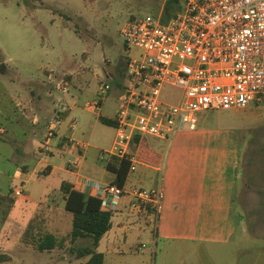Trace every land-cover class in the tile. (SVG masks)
Instances as JSON below:
<instances>
[{
  "label": "rangeland",
  "instance_id": "374dc122",
  "mask_svg": "<svg viewBox=\"0 0 264 264\" xmlns=\"http://www.w3.org/2000/svg\"><path fill=\"white\" fill-rule=\"evenodd\" d=\"M182 6L183 0H0V193L14 198L13 208L0 225V252L10 259L0 264H81L86 260L75 258L68 249L90 245L86 237L73 244L66 240L62 248L38 251L24 245L20 236L30 220L40 235L47 232L62 238L71 230L72 214L60 197L61 182L72 178L65 171L67 163L77 162L73 172L83 178L89 175L93 181H105L108 154L103 160L98 154L111 147L115 134L113 123H102L86 103L97 98L99 83L106 82L110 89L99 113L113 118L119 104L115 88L129 81L127 60L143 54L125 44L121 29L126 22L147 14L165 21ZM110 65L113 73H108ZM60 80L72 82L67 94L55 87ZM75 84L83 92L74 88ZM57 103L70 108L63 115L76 122L73 137L89 146L85 156L56 149L46 159L52 171L40 173L45 162L37 149L44 124L55 114ZM209 112L226 113L245 126L240 140L237 210L246 228L263 233L264 104L245 111ZM90 124H95L93 129ZM148 140L153 144L152 138ZM16 171L21 172L29 200L12 196L13 186L20 185ZM125 209L112 212L111 230L99 245L105 264L179 263L177 257L162 252L161 244L152 245L142 230L147 224ZM124 220L125 228L119 229ZM199 264H204L203 259ZM258 264H264V257Z\"/></svg>",
  "mask_w": 264,
  "mask_h": 264
},
{
  "label": "built area",
  "instance_id": "2783aa9c",
  "mask_svg": "<svg viewBox=\"0 0 264 264\" xmlns=\"http://www.w3.org/2000/svg\"><path fill=\"white\" fill-rule=\"evenodd\" d=\"M121 38L127 46L143 51L129 57L125 71L129 81L119 95L111 147L99 160L117 157L136 166L131 150L135 136L167 139L183 126L196 127V116L212 110H244L264 104V0H183L182 8L165 21L147 14L128 21ZM71 84L60 80L57 90L67 94ZM110 86L101 81L98 96L86 103L101 115V104ZM60 101V100H58ZM47 118L37 153L45 161L54 153V140L64 123L63 104ZM75 120L69 129H75ZM65 143L85 151L87 142L71 136ZM77 162L68 161L74 171ZM43 171V169H41ZM19 186L12 196L26 198L20 171ZM102 209L116 211L122 203L130 213L151 212L155 219L161 208L162 191L157 188L125 187L115 182L83 179ZM144 245H141L143 247Z\"/></svg>",
  "mask_w": 264,
  "mask_h": 264
},
{
  "label": "crops",
  "instance_id": "0c3cea01",
  "mask_svg": "<svg viewBox=\"0 0 264 264\" xmlns=\"http://www.w3.org/2000/svg\"><path fill=\"white\" fill-rule=\"evenodd\" d=\"M126 83L115 88L118 97ZM13 94L20 96L18 91ZM96 116L98 119H112L106 115ZM68 124L69 119H65L54 140L55 150L85 156L87 151L77 150L65 143L66 137L74 136ZM94 126L88 125L91 129ZM244 128V124L235 117L206 111L197 114L194 129L183 126L167 139L140 136V141L131 146L136 166L133 171L128 169L123 186L160 187L162 191L161 208L156 219L151 212L132 215L135 214L139 222L144 220L147 224L146 229L142 230L152 245L157 247L161 244L163 253L179 259V263L174 264H199L202 259L204 264H258L263 259L264 232L258 234L254 229L246 228L237 210L238 180L241 175L240 140ZM148 138L154 140L153 144ZM43 162L45 165L39 172L42 173L43 169L49 174L52 166L46 160ZM105 169L108 174H105V181L100 182H114L115 174L106 166ZM65 171L72 178L63 181L92 196L89 187L83 183V179L93 181L89 175L83 178L78 172L66 168ZM245 188L244 184L243 199ZM29 199L26 195L22 200ZM124 204L116 211H123ZM125 226L126 221H120L118 228L124 229ZM111 227L100 238L98 252L101 241L108 237ZM86 239L91 243L89 237ZM143 247L138 246L137 250ZM102 254L105 264V254Z\"/></svg>",
  "mask_w": 264,
  "mask_h": 264
},
{
  "label": "trees",
  "instance_id": "16d2710c",
  "mask_svg": "<svg viewBox=\"0 0 264 264\" xmlns=\"http://www.w3.org/2000/svg\"><path fill=\"white\" fill-rule=\"evenodd\" d=\"M72 78L67 75L66 78ZM86 83V81H85ZM72 86V82H71ZM77 90H81L77 85H73ZM79 91V92H80ZM99 120L105 124H111L113 119L99 117ZM142 137L135 136L134 142L137 143ZM130 163L125 159L112 157L106 163L108 170L115 174L114 182L118 185L125 183ZM47 174L48 172H44ZM60 197L64 201V208L72 214V228L62 238H57L51 233L40 235V231H35L36 225L34 220H30L23 233L20 236V241L24 245H32L38 251H51L55 248H62L66 240L74 243L78 238L89 237L91 239L90 245L74 246L71 245L69 253L75 258L87 259L82 264H104V256L97 251L100 238L111 227V211L102 209L100 200L94 196L87 195L72 188V184L63 181L60 185ZM14 206V198L8 194H0V225L4 223L8 217L9 212ZM10 259V256L4 252H0V263Z\"/></svg>",
  "mask_w": 264,
  "mask_h": 264
},
{
  "label": "water",
  "instance_id": "95a60500",
  "mask_svg": "<svg viewBox=\"0 0 264 264\" xmlns=\"http://www.w3.org/2000/svg\"><path fill=\"white\" fill-rule=\"evenodd\" d=\"M108 73H113V69H112V66L111 65L108 68Z\"/></svg>",
  "mask_w": 264,
  "mask_h": 264
}]
</instances>
